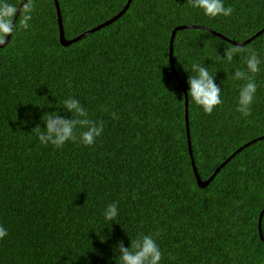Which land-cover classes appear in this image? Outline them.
<instances>
[{
    "label": "trees",
    "instance_id": "1",
    "mask_svg": "<svg viewBox=\"0 0 264 264\" xmlns=\"http://www.w3.org/2000/svg\"><path fill=\"white\" fill-rule=\"evenodd\" d=\"M58 2L65 37L73 39L115 17L127 0ZM35 4L31 27L24 30L17 19L0 48V224L8 230L0 240V264H120L118 241L128 247L138 234L153 232H159L161 264H264L258 231L264 139L199 187L184 92L169 61V39L178 26H202L239 43L253 37L264 28V0H225L234 12L216 18L191 8L189 0H132L115 22L67 47L59 41L54 1ZM226 47L238 46L200 28L178 30L173 43L187 94L193 63L218 69L215 83L222 86L224 103L211 114L188 97L202 180L264 136V67L256 76L252 115L243 118L235 111L239 82L230 74L244 67L247 51L216 64V52L222 56ZM240 48L264 57V33ZM70 95L104 123L102 136L92 146L40 144L42 115L55 111L67 118L60 108ZM114 201L119 217L110 225L103 210Z\"/></svg>",
    "mask_w": 264,
    "mask_h": 264
},
{
    "label": "clouds",
    "instance_id": "2",
    "mask_svg": "<svg viewBox=\"0 0 264 264\" xmlns=\"http://www.w3.org/2000/svg\"><path fill=\"white\" fill-rule=\"evenodd\" d=\"M17 3L11 0H0V43H5L7 37L12 36L16 30L14 20L19 19L20 27L28 30L31 27L30 21L33 19V13L36 9L35 0H18ZM190 7L202 10L203 15L211 18L229 17L233 14L234 8L226 6L225 0H189ZM17 12L20 15L17 17ZM247 51L243 68H235L230 79L236 84L237 95L235 98V111L241 117L247 118L252 115V107L257 98L259 87L256 80L257 74L264 67V57L255 50H242L240 47H226L221 56L216 52L215 63H231L233 59L241 53ZM218 71V69L216 70ZM215 72H210L209 67L205 64L193 63L191 72L187 80L188 97L191 101L199 106L204 113L211 114L218 106L224 103L222 95V86L215 83ZM48 107H53L48 104ZM64 113L68 114L67 118L58 112H45L41 120L44 127L39 128L42 131L38 133L40 144L54 148H62L67 143H76L83 146H92L104 132V123L90 118V114L81 100L73 96H68L62 101ZM29 120L31 114H27ZM113 118L116 114L113 113ZM28 121H21L22 124ZM37 128V127H36ZM119 217L118 202L108 203L103 210V218L109 224L116 223ZM8 236V230L0 224V240ZM159 232L151 234H138L137 238L130 240L128 247L124 246L123 241H118L115 251L119 253L120 264H161L163 253L157 238Z\"/></svg>",
    "mask_w": 264,
    "mask_h": 264
},
{
    "label": "water",
    "instance_id": "3",
    "mask_svg": "<svg viewBox=\"0 0 264 264\" xmlns=\"http://www.w3.org/2000/svg\"><path fill=\"white\" fill-rule=\"evenodd\" d=\"M54 4H55V8H56V13H57V21H58V26H59V41L60 44L64 47L70 46L73 43L78 42L79 40H81L82 38L92 34L95 31H98L99 29L106 27L108 25H110L111 23L115 22L117 19H119L129 8L132 0H127L126 5L124 6V8L112 19L104 22L103 24L96 26L88 31H86L85 33L73 38V39H66L65 37V33H64V28H63V23H62V15H61V10H60V6H59V2L58 0H53ZM26 2V0H25ZM23 5H19L18 7H22ZM19 12H17V17H19ZM16 20H14V23L16 24ZM205 29L208 30L209 32H211L212 34L219 36L220 38L224 39L225 41L238 46V47H243L246 46L247 44H249L252 40H254L256 37L260 36L261 34L264 33V28H262L257 34H255L253 37L249 38L248 40H245L244 42H234L231 41L229 39H227L226 37H224L221 34H218L216 32H213L212 30L202 27V26H178L176 27L170 36L169 39V61H170V65L172 68V72L174 74V76L176 77L177 81L179 82L181 88L183 89L184 92V98H185V126H186V137H187V143H188V151H189V156L191 159V165H192V170L194 172V176L196 178V182L198 184L199 187L201 188H205L212 180L213 178L220 172V170L231 160L233 159L238 153H240L244 148L250 146L253 143L258 142L259 140H263L264 136H261L259 138L253 139L250 142L244 144L243 146H241L240 148H238L234 153H232L223 163L220 164V166H218L216 168V170L214 171V173L207 179V180H202L198 174L197 168H196V164H195V160L193 158V151H192V143H191V137H190V128H189V112H188V107H189V101H188V94L186 92V89L183 87L180 78L176 72V69L174 67V61H173V43H174V38H175V34L178 30L180 29ZM11 36L7 37L5 40V43H0V48L5 47L9 40H10ZM263 215H264V208L262 209V211L259 214V218H258V231H259V236L261 238L262 241H264V237H263V233H262V219H263Z\"/></svg>",
    "mask_w": 264,
    "mask_h": 264
}]
</instances>
